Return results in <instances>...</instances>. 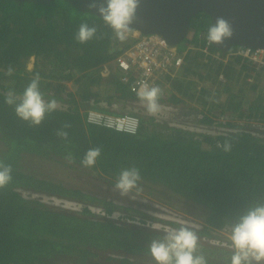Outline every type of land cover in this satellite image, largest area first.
<instances>
[{
    "label": "trees",
    "instance_id": "obj_1",
    "mask_svg": "<svg viewBox=\"0 0 264 264\" xmlns=\"http://www.w3.org/2000/svg\"><path fill=\"white\" fill-rule=\"evenodd\" d=\"M82 23L97 28L96 36L86 43L75 39ZM210 24L205 12L191 19L190 36L178 46L183 49L192 43L194 47L187 51L177 75L169 79L176 95L171 93L167 101H195L200 107L191 110L198 111L200 122L236 129L198 133L177 126L164 128L153 116H141L139 130L129 133L88 123L86 111L92 104L104 108L98 104L102 98L109 102L107 110L119 113L126 111L113 109L114 102L126 105L140 100L117 73L108 77V88H102L105 79L100 73L101 65L121 52L117 46L121 42L129 46L133 39L119 40L111 52L114 31L77 0H0V69L11 79L0 82V162L12 168V180L0 188V264H49L58 257L86 264L104 255L110 260L120 255L122 263L135 258L139 264H158L149 251L152 241H164L181 227L197 236L194 256L203 257L206 264H231L235 249L224 243L220 231L237 224L248 210L264 206V131L255 126L264 124V86L247 79L256 70L248 59L225 61L204 53L201 46L207 42ZM210 50L226 54L213 44ZM33 56L34 67L29 68ZM37 74L46 100L67 101L66 107L47 113L39 126L21 120L15 106L5 103L7 92L22 94ZM69 82L75 90H70ZM165 95L161 92L158 98ZM228 111L231 117L250 123L215 119L217 112ZM59 131H66L67 139ZM95 147L101 149L95 165L83 166L84 155ZM25 153L112 184L123 169L135 167L140 181L156 186L150 193L169 190L200 205L203 221L193 228L166 220L170 230L151 227L145 217L138 216L142 219L136 223L137 215L125 213L124 205L114 198L70 184L52 172L41 175L26 170ZM33 194L70 199L81 207L65 208ZM117 211L121 219L113 218ZM251 264H264V260Z\"/></svg>",
    "mask_w": 264,
    "mask_h": 264
},
{
    "label": "clouds",
    "instance_id": "obj_2",
    "mask_svg": "<svg viewBox=\"0 0 264 264\" xmlns=\"http://www.w3.org/2000/svg\"><path fill=\"white\" fill-rule=\"evenodd\" d=\"M105 4L106 6H99L100 17L106 25L112 28L115 37L120 41H124L127 34L132 31L131 25L136 16L139 0H105ZM93 7H96V5L93 4ZM96 33L97 28L95 26L82 23L75 39L80 43H86L93 39ZM232 35L231 25L227 20L220 17L216 18L215 22L209 26L207 41L209 44L220 45L231 39ZM187 36H189V33ZM12 71V68L9 67L7 74L11 75ZM39 84L40 77L37 74L25 87L22 94L17 95L14 91H9L5 96V103L9 106H15L16 115L21 120L28 121L35 126L41 125L46 114L53 112L58 107V101L55 98L45 100ZM169 89L172 91L170 84ZM160 91L159 87H149L146 83H142L137 91L139 99L146 103L149 114H155L158 111ZM104 102L107 103V106L103 107L108 109L110 107L108 102ZM114 104L116 103L114 102ZM111 107H113V104ZM64 127H68V125ZM57 134L64 139L68 137L66 131H59ZM225 150H227V147ZM100 155L101 149L99 147L90 148L81 163L85 167H92ZM68 158L69 160L72 159L71 156ZM11 172V165L0 162V188L12 180ZM140 179L141 175L137 168L123 169L116 180L115 188L120 191L121 195H126L130 190L137 187ZM230 238L235 249V253L231 257V264H251L252 260L257 262L264 260V206L248 210L239 222L233 226ZM196 247L197 236L192 231L181 227L178 231L167 235L164 241H152L149 251L158 264H206L203 257L194 256Z\"/></svg>",
    "mask_w": 264,
    "mask_h": 264
},
{
    "label": "rangeland",
    "instance_id": "obj_3",
    "mask_svg": "<svg viewBox=\"0 0 264 264\" xmlns=\"http://www.w3.org/2000/svg\"><path fill=\"white\" fill-rule=\"evenodd\" d=\"M190 36V33H189ZM34 56L31 58L29 67H34ZM111 66L114 68V64L111 63ZM250 76H252L255 80H257L260 85L264 86V70H256L255 72H252ZM105 81L103 83V87L108 88L107 81L109 78H104ZM11 79H9L5 72L0 69V82H9ZM70 90H75V86L72 82L68 83ZM201 85V83H199ZM261 86V87H262ZM161 92H165L164 99L158 98V111L155 114H149L146 108V103L142 102L141 100L137 101H129L126 102V105L122 102H116L115 109L116 110H123L126 112H135L139 114L140 116H143L144 118L148 117H154V122L159 124V126H162L164 128H170L172 126H183V123L187 122L190 123H199V113L198 111L191 110V107L196 106L200 107L195 101H180L179 103H173L172 101H167V98L169 95H171L172 91L169 89L168 86L163 87L160 89ZM171 91V92H170ZM107 92H110L107 91ZM164 94V93H163ZM173 95H176V93H172ZM251 97V96H249ZM105 98V97H104ZM103 99V98H102ZM251 99V98H250ZM46 100V99H45ZM105 100V99H103ZM58 101V107H66L67 101L63 100H57ZM107 101V100H105ZM109 103V102H108ZM99 106L106 105L100 103ZM192 111V115H188L185 113L182 114L181 111ZM219 112L215 115V119L219 117ZM224 117L228 119L227 121H233L236 123H250V121L236 119V117H231L230 112H225L220 115V118ZM221 120V119H220ZM223 123H226L225 121L221 120ZM254 125L256 122H252ZM260 125V126H259ZM226 126V125H223ZM221 126V127H223ZM257 128H260L264 131V124H257ZM250 127V126H247ZM227 128V126H226ZM215 131H219L217 128L212 130V133H215ZM221 131H223V128H221ZM262 136H264V132L261 133ZM23 166L26 170L36 172L38 174H44L47 175L48 173H54L57 178L65 179V181L69 182L70 184H77V185H85L87 186L90 191L93 193H97L101 196H107L110 198H114V200L122 205H124L125 213L126 212H133L136 214V223L140 221L142 218L145 217L148 218L147 221L150 223L151 227H154L156 229H164V230H170L169 226L165 224L166 220H173L178 223H182L188 227L196 228L201 225V222L203 221L202 214H203V208L191 201H188L187 199H184L183 197L174 194L173 192L163 191L160 189H156L157 191L150 193L149 190L152 189V187H156L154 184H150L147 181H138L137 187L130 190L126 195H121L120 191L115 188V184L109 183L110 181L105 180L104 178H98L96 175H88L81 171H79L77 168H72L64 165L63 163L55 162L54 160H50L48 158H43L31 153H25L22 159ZM34 196H40L44 201L47 203H51L54 205L62 206L69 209H79L81 207V204H79L76 201L61 198L57 196H51L46 194H33ZM95 211H99L100 209ZM113 218L118 219L121 217L120 213L117 211L113 215ZM140 216V217H138ZM121 219V218H120ZM233 226H226L223 228V230L220 231L219 236L224 237L228 245L232 246V241L229 235L224 234V232H227V234H231ZM224 231V232H223ZM217 242V241H216ZM219 242V241H218ZM217 242V243H218ZM107 255L99 257L96 261H91L86 264H139V262H134L135 258H131V262L122 263L120 260V255L117 256V258L114 259H107ZM49 264H79L76 261L72 259L62 258L58 257L53 259L49 262ZM152 264V262H151Z\"/></svg>",
    "mask_w": 264,
    "mask_h": 264
},
{
    "label": "built area",
    "instance_id": "obj_4",
    "mask_svg": "<svg viewBox=\"0 0 264 264\" xmlns=\"http://www.w3.org/2000/svg\"><path fill=\"white\" fill-rule=\"evenodd\" d=\"M127 37L133 39L130 45L123 47L119 54L104 62L101 65L100 73L104 78L117 73L118 79L123 83L130 84L131 91L136 95L142 83H146L149 87H159V89L166 86L169 87V77L177 75L183 66L187 51L194 47V44L189 43L186 48L181 49L178 45L170 44L161 34H144L137 29H132L127 34ZM201 48L206 55L210 54L215 58H223L225 61L231 57L241 56L243 60L248 59L250 65L256 70L264 69V48L239 46L232 51L226 52L224 56H221L220 52L211 51L208 41ZM111 63L114 64V68L111 66ZM219 78L225 80L223 75H220ZM248 80L253 81V77L249 76ZM100 103L107 106V103L104 101L98 104ZM218 114L217 120L225 122L228 120L224 117L220 118L221 114ZM86 120L91 124L129 133H136L139 130L141 122L140 115L135 112L119 113L105 108H98L94 104L87 109ZM185 124L183 123V126L179 127L198 133H212V130L215 128L219 130L215 131V133H225L236 129L229 126L227 128L226 126L221 127L222 125H207L200 121L199 123L187 122V125ZM221 128H223V131H221ZM224 234L231 237L230 233L224 232Z\"/></svg>",
    "mask_w": 264,
    "mask_h": 264
},
{
    "label": "water",
    "instance_id": "obj_5",
    "mask_svg": "<svg viewBox=\"0 0 264 264\" xmlns=\"http://www.w3.org/2000/svg\"><path fill=\"white\" fill-rule=\"evenodd\" d=\"M77 1L98 16L99 6H106L105 0ZM199 12L207 13L211 24L222 17L231 25V39L213 44L222 51L227 52L233 46L264 48V0H139L131 27L144 34H161L170 44H179L187 37L191 19ZM123 47L121 42L118 50ZM115 49L112 47L110 51Z\"/></svg>",
    "mask_w": 264,
    "mask_h": 264
},
{
    "label": "crops",
    "instance_id": "obj_6",
    "mask_svg": "<svg viewBox=\"0 0 264 264\" xmlns=\"http://www.w3.org/2000/svg\"><path fill=\"white\" fill-rule=\"evenodd\" d=\"M115 40H116V41H115ZM118 41H119V40H118L117 38H116V39L114 38V41L112 42V44H113L114 46H112V47H116V45L119 43ZM118 46H119V45H118ZM118 46H117V47H118ZM112 47H111V48H112ZM110 50H111V49H110ZM226 60H227V59H226ZM252 74H253V73H252ZM248 77H249V76H248ZM172 79H173V78H172ZM197 88H199V84L197 85ZM102 101H105V100L102 99Z\"/></svg>",
    "mask_w": 264,
    "mask_h": 264
},
{
    "label": "flooded vegetation",
    "instance_id": "obj_7",
    "mask_svg": "<svg viewBox=\"0 0 264 264\" xmlns=\"http://www.w3.org/2000/svg\"><path fill=\"white\" fill-rule=\"evenodd\" d=\"M237 47H238V46H237ZM237 47L233 46V47H231V48L229 49V51H232V50L236 49ZM181 113H182V114L187 113L188 115H190L189 113H191V111L186 110V111H181Z\"/></svg>",
    "mask_w": 264,
    "mask_h": 264
}]
</instances>
